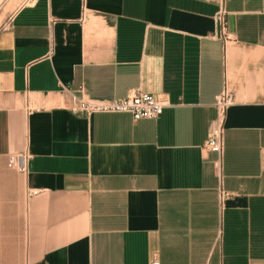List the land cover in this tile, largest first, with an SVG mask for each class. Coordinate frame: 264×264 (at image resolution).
Here are the masks:
<instances>
[{"label":"crops","instance_id":"0c3cea01","mask_svg":"<svg viewBox=\"0 0 264 264\" xmlns=\"http://www.w3.org/2000/svg\"><path fill=\"white\" fill-rule=\"evenodd\" d=\"M80 88L167 105L87 116L67 108ZM224 88L220 209L204 145ZM1 173L0 264H264V0L23 4L0 29Z\"/></svg>","mask_w":264,"mask_h":264},{"label":"built area","instance_id":"2783aa9c","mask_svg":"<svg viewBox=\"0 0 264 264\" xmlns=\"http://www.w3.org/2000/svg\"><path fill=\"white\" fill-rule=\"evenodd\" d=\"M214 21L216 31L211 34V38L219 39L224 44L234 40L232 33L226 28V11L223 7L219 8L214 14ZM233 103V95L229 90L224 88L216 97L214 106L216 110L215 118L211 124L207 139L205 141V148L216 154L214 165L217 169V176L219 180L218 186V206L222 209L228 193L222 188V159L224 152V127L223 122L225 118L226 109ZM167 105V100L159 98L154 94L137 91L132 95L124 98H93L85 95L82 88L77 92L70 93V104L67 107L73 113H82L87 116L96 112L109 113H129L133 119H153L158 117L163 108ZM10 163L18 167L20 170L24 169V156L12 157ZM152 264H157L153 262Z\"/></svg>","mask_w":264,"mask_h":264},{"label":"rangeland","instance_id":"374dc122","mask_svg":"<svg viewBox=\"0 0 264 264\" xmlns=\"http://www.w3.org/2000/svg\"><path fill=\"white\" fill-rule=\"evenodd\" d=\"M31 0H0V29L6 25L10 16L25 3L30 2ZM13 167L10 162H7L5 168ZM3 168L4 170H6ZM2 169V167H1ZM1 186H0V217L5 218L11 215L14 212L13 206L14 200L18 197L17 193L11 192L7 190V187L4 186V182L7 180L5 174L1 173ZM18 228L19 226L16 225ZM17 246L20 242L16 241Z\"/></svg>","mask_w":264,"mask_h":264}]
</instances>
